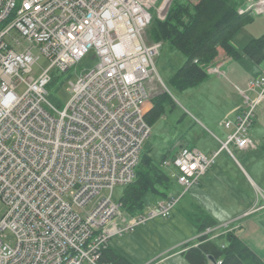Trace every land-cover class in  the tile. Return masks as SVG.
<instances>
[{"label": "built area", "instance_id": "2783aa9c", "mask_svg": "<svg viewBox=\"0 0 264 264\" xmlns=\"http://www.w3.org/2000/svg\"><path fill=\"white\" fill-rule=\"evenodd\" d=\"M173 1L0 0V197L8 206L0 217V264H112L101 258L114 236L171 216L215 162L219 150L179 146L163 165L178 170L180 194L134 215L114 197L118 185L135 180L152 133L146 114L162 42H148L145 33L153 9L164 20ZM250 1L240 13L254 7L264 14V0ZM13 30L26 42L10 43ZM90 52L96 63L70 82L72 96L58 109L47 97L52 69L68 71ZM41 55L50 65L36 76ZM206 71L225 76L222 63ZM241 91L247 105L222 121L233 128L221 147L230 152L231 144L257 146L250 129L264 100V73L247 83L256 96Z\"/></svg>", "mask_w": 264, "mask_h": 264}, {"label": "rangeland", "instance_id": "374dc122", "mask_svg": "<svg viewBox=\"0 0 264 264\" xmlns=\"http://www.w3.org/2000/svg\"><path fill=\"white\" fill-rule=\"evenodd\" d=\"M181 1L195 3L198 0ZM245 2L249 4L251 1ZM153 14L155 18L146 30V39L148 42H162V47L155 58L157 74L150 82V91L152 97L169 91L173 101H166L164 113L152 125V133L143 151H150L154 160L158 162H161L165 153L173 154L180 144L198 147L211 155L222 146V140L227 138V134L233 131V128L216 126L215 121L223 118L232 102L235 101L243 107L247 105L241 90L254 97V92L246 91L243 76L256 74L260 71V66L258 64L250 66L251 61H246L245 58L240 61L227 59V62L230 61L232 64H227L223 68L225 76L214 74L209 76L210 81L206 79L205 84L179 89L170 83V79L182 66L185 57L167 41L154 38V28L161 19L154 9ZM250 14L253 18L241 27L233 40L238 49H242L251 38L264 33V14H258L254 7ZM12 34L13 37L7 38L10 43L16 39L26 42L17 30H13ZM221 51L230 56L223 49ZM96 61L93 52H90L68 71L52 69V81L47 87L48 100L58 109H64L72 96L70 82H75L81 73L88 72ZM49 65L50 61L41 55L33 67V73L38 76ZM151 103L153 104L152 101ZM263 129L264 124L260 123L253 124L250 129L257 143L255 148L244 150L231 144L232 153L228 149L220 151L207 175L202 177V180L212 182L202 196H195L193 189L187 191L174 207L171 216L149 220L131 232L114 236L111 240L113 246L128 256L134 264H148L145 262L153 257L151 264H189L182 255L174 254L180 251L182 244L196 240L202 233L203 230L199 232L198 217L206 210L219 222L216 226H220L210 234L211 237L241 228L249 229L250 233L253 229L264 230V138L261 135ZM172 169V166L166 168L175 181L177 195L183 188L177 183V175ZM124 190L125 186L118 185L114 197L120 199ZM237 193L241 194V198ZM247 208L249 209L244 211ZM7 210L8 206L0 197V217ZM224 223L229 225L223 226ZM210 262L213 264V260Z\"/></svg>", "mask_w": 264, "mask_h": 264}, {"label": "trees", "instance_id": "16d2710c", "mask_svg": "<svg viewBox=\"0 0 264 264\" xmlns=\"http://www.w3.org/2000/svg\"><path fill=\"white\" fill-rule=\"evenodd\" d=\"M245 5V0L173 1L167 17L157 21L153 33L156 40L167 41L185 57L182 66L170 79L172 85L179 89L199 85L209 74L206 67L217 61L221 49L233 58L246 55L256 62L264 61V33L251 38L242 49L233 43L237 32L253 18L250 12H239V8ZM168 100L173 101L169 91L158 93L152 98L153 104L146 114L151 125L163 115ZM170 155L165 153L161 162H158L150 151L142 152L136 178L125 186L119 199L128 215L137 214L150 202L169 198L175 193V181L166 170L168 167L163 165ZM172 167L178 178V170ZM198 220L199 232L219 224L204 211ZM180 249L190 264H209L210 260L219 259L222 264H264V257L258 255L236 231L216 238L198 236L196 240L186 241ZM101 262L134 264L112 243L104 251Z\"/></svg>", "mask_w": 264, "mask_h": 264}, {"label": "crops", "instance_id": "0c3cea01", "mask_svg": "<svg viewBox=\"0 0 264 264\" xmlns=\"http://www.w3.org/2000/svg\"><path fill=\"white\" fill-rule=\"evenodd\" d=\"M224 53L222 52V51H220V55H219V57L217 58V61L214 63V64H217V63H222V70H223V68L224 67H226L227 66V64H232L230 61H228L227 62V59H229V60H242V59H244V60H246V61H248V60H250L251 61V65L250 66H254V65H256V64H258V66H260V71H258L256 74H249V76L247 77H245V76H243V79L245 80V85L247 86V83H248V81L250 80V79H252V78H254V77H257L258 75H260V74H262V73H264V61H262V62H256V61H254L253 59H251V58H249L248 56V58L247 57H244V56H242V57H240V58H233V57H230V56H226L225 55V57H224ZM246 56V55H245ZM239 61H237V62H239ZM234 72V71H233ZM215 73H209L208 74V76L200 83V84H203L204 82H207V78H208V80H209V76H211V75H214ZM236 74V73H235ZM226 75V74H225ZM219 76H221V75H219ZM223 76V75H222ZM237 76V75H236ZM210 81V80H209ZM199 84V85H200ZM205 84V83H204ZM256 92H254V96H256ZM244 107L243 106H241L239 103H237V102H232V105L231 106H229L228 108H227V110L225 111V113H224V116H223V118H220V119H215L216 121H215V125L217 126H219V127H221V128H223V125H222V121L224 120V119H227V118H235L236 117V115L243 109ZM255 123H260V124H264V100L258 105V107H257V115H256V117H255V120H254V123L253 124H255ZM225 128V127H224ZM225 130V129H224ZM232 132V131H231ZM231 132H229V133H231ZM228 133V134H229ZM227 134V135H228ZM262 138H264V129H263V131H262ZM218 137V136H217ZM183 144H180V146H182ZM222 147V146H221ZM221 147L218 149L219 151H223L222 149H221ZM198 148V147H197ZM200 150H202V149H200ZM218 150H216V151H218ZM203 152H205L204 150H202ZM215 151V152H216ZM232 151V150H231ZM205 153H207V152H205ZM220 153V152H219ZM232 153V152H231ZM208 154V153H207ZM219 155V154H218ZM217 155V156H218ZM205 175H207V173L205 174ZM212 182L211 181H209V180H207V179H203L202 180V178L200 179V181L198 182V183H196V184H194L188 191H190L191 189H193V194L195 195V196H202L201 194H203V193H205V190L209 187V186H211L210 184H211ZM208 185V186H207ZM213 185V184H212ZM207 186V187H206ZM176 193V192H175ZM175 193H174V195H175ZM237 196H240V198H241V194L240 193H237ZM240 201L241 202H243V200H241L240 199ZM249 208H247V209H245L244 211H246V210H248ZM206 210V209H205ZM207 211V210H206ZM206 211H204L205 212V214H207V215H209V216H211L210 214H209V212L207 213ZM243 211V212H244ZM242 212V211H241ZM240 212V213H241ZM254 214V213H253ZM211 217H213V216H211ZM214 218V217H213ZM215 219V218H214ZM236 232H237V234L247 243V244H249V246L258 254V255H260V256H262V257H264V230L262 229V228H258L257 229V231H255V229H253L252 231H251V233H250V231H249V229H247V228H241V229H238V230H236ZM252 237V238H251ZM254 237H256V238H254ZM254 238V239H253ZM181 249H180V251L179 252H176L174 255H182V257L188 262V260L185 258V256L181 253ZM154 258V257H153ZM152 258V259H153ZM151 259V260H152ZM151 260H148L147 262H145V263H148V264H151L150 263V261ZM190 264V263H189ZM209 264H211V262H209Z\"/></svg>", "mask_w": 264, "mask_h": 264}]
</instances>
